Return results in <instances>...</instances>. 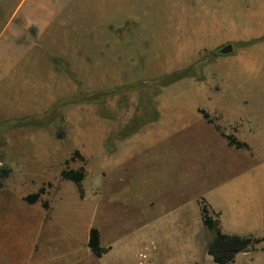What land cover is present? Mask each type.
<instances>
[{
  "label": "rangeland",
  "instance_id": "obj_1",
  "mask_svg": "<svg viewBox=\"0 0 264 264\" xmlns=\"http://www.w3.org/2000/svg\"><path fill=\"white\" fill-rule=\"evenodd\" d=\"M220 1L76 0L50 26L14 27L18 44L29 49L18 67L0 73V126L29 122L0 132V264H102L88 244L94 226L114 231L121 252L106 258L109 264H141V225L133 216L147 210L151 199L179 193L176 166L188 162L189 151L176 152L174 163L171 151L156 160L155 150H141V165H123L113 175L109 153L157 117L159 98H189L195 81H235L226 78L225 56L216 49L189 47L190 20L203 18L205 5ZM10 12L0 10V35ZM260 52V69L244 74L246 83L264 84V48ZM189 66V76L169 82V75ZM107 90L113 92L60 104L50 118L36 119L80 91ZM80 168L86 173L82 188L62 175ZM115 174L120 178L114 180ZM41 187L46 192L29 203L26 197ZM238 264H249L248 257ZM250 264H264V250Z\"/></svg>",
  "mask_w": 264,
  "mask_h": 264
},
{
  "label": "crops",
  "instance_id": "obj_2",
  "mask_svg": "<svg viewBox=\"0 0 264 264\" xmlns=\"http://www.w3.org/2000/svg\"><path fill=\"white\" fill-rule=\"evenodd\" d=\"M70 4H76V0H0V10L11 11L8 20L2 23L0 73H9L18 67L29 49L18 44L14 27L50 26L58 11ZM205 6L203 18L190 20V35L194 38L189 47L199 51L219 50L230 40L248 42L240 50L231 42L234 51L221 54L225 56L222 63L226 65V78L235 81H222L219 86L195 81L189 83V89L193 90L189 98H159L157 117L146 124V129L132 134L126 144H120L118 149L115 146L109 153L113 175L123 165H141L136 159L141 150H155L156 160L159 154L163 157L162 152L171 151L174 163H178L174 157L176 152L178 155L179 150L184 152L188 148L189 151L188 162L176 166L180 174L179 193L151 199L147 210L133 216L138 219L136 224L141 225L138 232L140 251L144 253L138 259L141 264H151L156 259L166 264H217L208 252L214 232L204 224L202 199L209 205L213 217L219 218L223 232L256 236L264 233V99L261 93L264 84L241 80L244 74H254L260 69L264 39L252 41L264 36V0H221ZM181 53L179 57L186 56ZM202 110L214 122L206 119ZM223 124L231 132L221 127ZM217 125L226 134L247 142L250 148L231 145ZM137 138L141 140L139 143ZM132 139L134 142L129 145ZM168 139H172V145L162 146ZM118 178L115 174L114 180ZM112 200L105 206L108 214H112ZM94 227L99 230L101 246L108 248L98 258L104 260L102 264H109L105 259L116 250L121 252L114 231ZM259 250L264 247L238 253L235 264L240 257H248L250 264Z\"/></svg>",
  "mask_w": 264,
  "mask_h": 264
},
{
  "label": "trees",
  "instance_id": "obj_3",
  "mask_svg": "<svg viewBox=\"0 0 264 264\" xmlns=\"http://www.w3.org/2000/svg\"><path fill=\"white\" fill-rule=\"evenodd\" d=\"M254 42V41H252ZM238 44L244 45L247 42H239ZM215 53L218 50L214 51ZM192 66L186 68L184 70L176 71L175 73L169 75V82L175 81L183 76H189L191 74ZM113 90L107 91H100L94 93H85V92H78L76 95L62 99L59 103H57L46 115H41L36 117L39 121H44L50 117L49 114L53 113L57 106L67 102H85V101H95L100 99L102 96L110 94ZM204 117L208 119L210 122H214V119L210 116V114L202 110ZM29 122L27 120H11L5 121L0 126V132L2 131V127H8L13 125H19L22 123ZM217 128L222 132V134L227 137L229 143L231 145H235L238 148H250V145L247 142L239 140L233 134H226L219 125ZM59 137L63 136V133H58ZM62 175L75 182L79 188H82V181L85 179L86 173L83 168L80 169H68L62 172ZM46 192L45 187H41L37 192L29 194L26 197V200L29 203L37 202L41 196ZM83 193V191H81ZM201 203V211L203 215V221L207 228L214 232L213 238L211 239L208 245V252L213 256L214 261L217 264H235V259L238 253L240 252H248L257 249L258 244L264 241V236H256L254 234L248 235H238V234H229L225 233L220 228V220L219 218L213 217L211 214V210L207 202L202 199ZM89 247L91 248L94 255L97 257L102 256L105 252L108 251V248L101 246L100 244V233L98 228L93 227L90 231V239H89Z\"/></svg>",
  "mask_w": 264,
  "mask_h": 264
},
{
  "label": "water",
  "instance_id": "obj_4",
  "mask_svg": "<svg viewBox=\"0 0 264 264\" xmlns=\"http://www.w3.org/2000/svg\"><path fill=\"white\" fill-rule=\"evenodd\" d=\"M234 51V46L233 44L230 42V43H227L225 45H223L221 48H219L218 52L220 54H230Z\"/></svg>",
  "mask_w": 264,
  "mask_h": 264
}]
</instances>
